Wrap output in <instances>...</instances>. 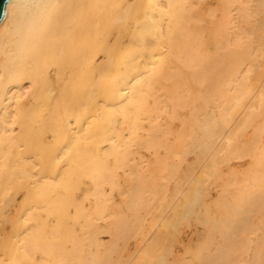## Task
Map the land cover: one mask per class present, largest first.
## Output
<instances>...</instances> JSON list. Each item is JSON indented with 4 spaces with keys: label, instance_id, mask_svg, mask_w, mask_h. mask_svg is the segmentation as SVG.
I'll return each instance as SVG.
<instances>
[{
    "label": "bare ground",
    "instance_id": "6f19581e",
    "mask_svg": "<svg viewBox=\"0 0 264 264\" xmlns=\"http://www.w3.org/2000/svg\"><path fill=\"white\" fill-rule=\"evenodd\" d=\"M0 264H264V0H8Z\"/></svg>",
    "mask_w": 264,
    "mask_h": 264
},
{
    "label": "water",
    "instance_id": "95a60500",
    "mask_svg": "<svg viewBox=\"0 0 264 264\" xmlns=\"http://www.w3.org/2000/svg\"><path fill=\"white\" fill-rule=\"evenodd\" d=\"M8 0H0V22L3 20L5 15V7Z\"/></svg>",
    "mask_w": 264,
    "mask_h": 264
}]
</instances>
